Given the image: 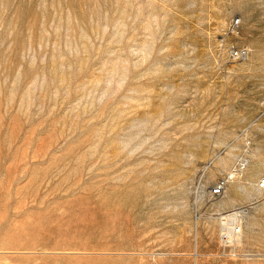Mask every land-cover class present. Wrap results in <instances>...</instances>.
I'll use <instances>...</instances> for the list:
<instances>
[{"label":"rangeland","instance_id":"1","mask_svg":"<svg viewBox=\"0 0 264 264\" xmlns=\"http://www.w3.org/2000/svg\"><path fill=\"white\" fill-rule=\"evenodd\" d=\"M263 175L264 0H0V264H264ZM255 199V256L217 257L215 214Z\"/></svg>","mask_w":264,"mask_h":264},{"label":"built area","instance_id":"2","mask_svg":"<svg viewBox=\"0 0 264 264\" xmlns=\"http://www.w3.org/2000/svg\"><path fill=\"white\" fill-rule=\"evenodd\" d=\"M240 27L239 20L235 24H227L222 35L219 36L218 48L225 62H244L250 56V47L240 44L236 40V37L239 35ZM245 151H247V149ZM247 164L248 159L244 152L236 159L234 165L227 173L220 176L212 185H206V172L212 165V161L209 160L206 162L204 164L205 168L204 166L202 167L199 176L195 180L194 198L192 202L194 216H198L201 202L223 196L228 183L236 175L241 174ZM255 188L257 190H264V175L257 179ZM258 201L259 200L255 199L215 214L214 218L218 223L217 251L215 253L217 257L238 260L249 259L255 256L253 252L243 245V227L248 214Z\"/></svg>","mask_w":264,"mask_h":264},{"label":"bare ground","instance_id":"3","mask_svg":"<svg viewBox=\"0 0 264 264\" xmlns=\"http://www.w3.org/2000/svg\"><path fill=\"white\" fill-rule=\"evenodd\" d=\"M238 20L240 21V25H241V23H242L241 18H236L235 20L232 21L231 24H235L236 22H238ZM241 174H242V173H241ZM240 176H241V175H239V177H240ZM234 178H236V176H235ZM238 179H240V178H238ZM232 180H233V179H232ZM232 180H231V181H232ZM231 181H230V182H231ZM230 182H229V183H230ZM226 188H227V187H226Z\"/></svg>","mask_w":264,"mask_h":264},{"label":"crops","instance_id":"4","mask_svg":"<svg viewBox=\"0 0 264 264\" xmlns=\"http://www.w3.org/2000/svg\"><path fill=\"white\" fill-rule=\"evenodd\" d=\"M228 206V205H227Z\"/></svg>","mask_w":264,"mask_h":264}]
</instances>
